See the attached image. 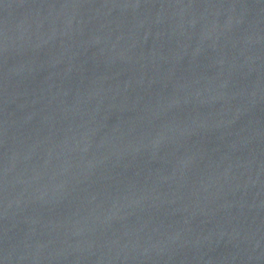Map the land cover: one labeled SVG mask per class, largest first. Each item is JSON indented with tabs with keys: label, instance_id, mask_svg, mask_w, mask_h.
Listing matches in <instances>:
<instances>
[{
	"label": "water",
	"instance_id": "water-1",
	"mask_svg": "<svg viewBox=\"0 0 264 264\" xmlns=\"http://www.w3.org/2000/svg\"><path fill=\"white\" fill-rule=\"evenodd\" d=\"M0 264H264V0H0Z\"/></svg>",
	"mask_w": 264,
	"mask_h": 264
}]
</instances>
